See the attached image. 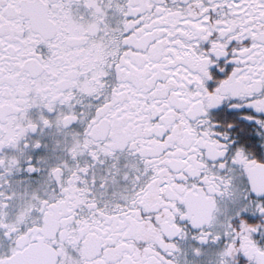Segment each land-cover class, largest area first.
I'll use <instances>...</instances> for the list:
<instances>
[{
  "label": "snow or ice",
  "instance_id": "obj_1",
  "mask_svg": "<svg viewBox=\"0 0 264 264\" xmlns=\"http://www.w3.org/2000/svg\"><path fill=\"white\" fill-rule=\"evenodd\" d=\"M0 264H264V0H0Z\"/></svg>",
  "mask_w": 264,
  "mask_h": 264
}]
</instances>
